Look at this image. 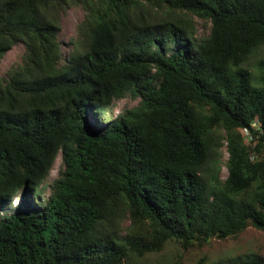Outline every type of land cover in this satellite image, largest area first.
Segmentation results:
<instances>
[{
	"label": "trees",
	"instance_id": "16d2710c",
	"mask_svg": "<svg viewBox=\"0 0 264 264\" xmlns=\"http://www.w3.org/2000/svg\"><path fill=\"white\" fill-rule=\"evenodd\" d=\"M18 44L0 76V264H137L264 231V61L245 66L264 0H0V63Z\"/></svg>",
	"mask_w": 264,
	"mask_h": 264
},
{
	"label": "rangeland",
	"instance_id": "374dc122",
	"mask_svg": "<svg viewBox=\"0 0 264 264\" xmlns=\"http://www.w3.org/2000/svg\"><path fill=\"white\" fill-rule=\"evenodd\" d=\"M83 15L84 11L81 7L72 6L61 16L62 32L60 34V40H62V50L65 56L69 54L72 49L70 42L74 40L77 34L76 26L82 20ZM207 32H209V28L205 29L203 26H199V34H205ZM23 52L24 45L18 44L5 55L0 63V76H5L9 69L21 61ZM262 61H264V46L258 49L245 66L249 68L253 74H256L259 72L260 67L264 65L260 66ZM137 104L138 99H134L131 96L116 100L108 111L109 120H112V118L123 109L134 107ZM244 133L246 134L245 131ZM247 141L250 143L249 140ZM221 150L223 155L221 162V179H225L228 174L225 165L228 158L226 143ZM60 162L61 156L56 160L50 176L43 184L45 187V197H48L50 193V183L58 175ZM18 200L19 195L15 197L13 203H18ZM129 223V219L125 217L122 225L123 227H127ZM253 254H260L264 257V231L250 226L237 237L222 240L214 238L209 244L202 247L196 246L189 250H184L177 241H171L162 251L151 253L138 259L137 264H231L240 261L242 258L248 259Z\"/></svg>",
	"mask_w": 264,
	"mask_h": 264
}]
</instances>
